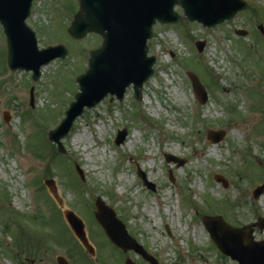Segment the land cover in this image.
Listing matches in <instances>:
<instances>
[{"label": "rangeland", "instance_id": "1", "mask_svg": "<svg viewBox=\"0 0 264 264\" xmlns=\"http://www.w3.org/2000/svg\"><path fill=\"white\" fill-rule=\"evenodd\" d=\"M243 1L246 11L212 29L185 19L156 25L148 42L154 73L142 87V100L134 101L130 86L121 102L107 96L85 109L62 139L60 156L45 135L74 100L75 81L101 39L79 42L67 35L77 0H35L26 23L39 48L60 43L68 54L42 67L32 82L30 72L8 70L0 27V264H57V257L68 264H149L101 234L93 217L97 197L157 264H237L212 244L202 224L206 216L252 230L254 241H264L257 227L264 194L252 198L264 180V37L258 30H264V0ZM175 12L182 15L178 7ZM197 42L203 43L200 53ZM189 71L204 87V105L195 98ZM123 130L125 139L115 146ZM209 131L223 133L222 140L212 144ZM77 134L82 142L74 145ZM166 155L184 165L166 163ZM50 179L59 208L43 186ZM65 212L82 221L92 257L76 246Z\"/></svg>", "mask_w": 264, "mask_h": 264}, {"label": "water", "instance_id": "2", "mask_svg": "<svg viewBox=\"0 0 264 264\" xmlns=\"http://www.w3.org/2000/svg\"><path fill=\"white\" fill-rule=\"evenodd\" d=\"M33 0H0V24L7 42V64L10 70L32 71V79L39 78V68L57 57L64 58L67 51L64 46L48 47L38 50L34 33L25 25L29 16ZM79 12L74 16L68 34L73 39H83L88 33L99 34L102 39L100 49L90 53L88 70L77 79L79 93L75 102L65 113V118L57 128L48 133V139L54 143L59 152L64 153L60 140L64 138L72 127L74 120L80 116L84 107L92 108L108 93L122 99L126 87L133 84L134 97L139 100L141 88L153 74L152 65L155 60L148 58L147 41L152 37V27L157 22L161 25L178 23L181 18L173 12V7L179 5L189 21H197L205 27H214L233 18L239 11L247 8L241 0H78ZM262 31V28H259ZM244 36V32H240ZM264 35V33H263ZM201 51V47L198 48ZM35 59L36 63L27 66L25 61ZM101 62V74L98 73L97 63ZM108 82L91 87V80L95 77ZM192 89L201 105L206 102L203 88L196 77L188 73ZM118 80L119 83H115ZM112 81L113 83H109ZM117 84V85H116ZM31 89V103H32ZM90 92V93H89ZM126 136L125 131L118 132L115 144L120 145ZM223 133L208 132V139L212 143L221 141ZM167 162H177L166 156ZM182 166L183 163L178 164ZM77 174L82 179L78 167ZM45 185L60 204L55 189L50 182ZM264 194V184L253 191V198L258 199ZM64 217L72 229L75 237L92 255L83 232L82 223L72 214L66 212ZM94 218L103 229L109 241L117 248L126 252L133 250L144 260L155 264L150 256L131 239L124 225L117 219L116 214L107 207L100 198L95 201ZM258 227L264 229V219L259 220ZM203 225L211 240L222 255L229 257L238 264H264V241L254 242L252 231L244 233L240 229H233L220 218H205ZM246 242L243 245V242ZM58 264H67L62 258H57ZM125 264H132L129 260Z\"/></svg>", "mask_w": 264, "mask_h": 264}, {"label": "bare ground", "instance_id": "3", "mask_svg": "<svg viewBox=\"0 0 264 264\" xmlns=\"http://www.w3.org/2000/svg\"><path fill=\"white\" fill-rule=\"evenodd\" d=\"M80 142H82L81 136L79 134L75 135L73 137V143H74V145H78Z\"/></svg>", "mask_w": 264, "mask_h": 264}, {"label": "trees", "instance_id": "4", "mask_svg": "<svg viewBox=\"0 0 264 264\" xmlns=\"http://www.w3.org/2000/svg\"><path fill=\"white\" fill-rule=\"evenodd\" d=\"M51 148H52V150H53V153H55V151H54V147L51 145ZM3 195H5L4 194V192H3V188H0V196H2V198H3ZM1 198V197H0ZM6 203V202H5Z\"/></svg>", "mask_w": 264, "mask_h": 264}]
</instances>
